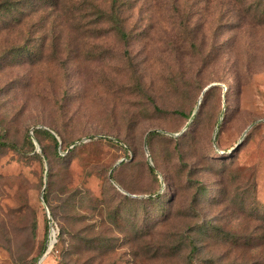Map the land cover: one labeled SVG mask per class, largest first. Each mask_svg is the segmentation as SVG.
Returning a JSON list of instances; mask_svg holds the SVG:
<instances>
[{
    "label": "rangeland",
    "instance_id": "rangeland-1",
    "mask_svg": "<svg viewBox=\"0 0 264 264\" xmlns=\"http://www.w3.org/2000/svg\"><path fill=\"white\" fill-rule=\"evenodd\" d=\"M113 4L0 0V264H264V0Z\"/></svg>",
    "mask_w": 264,
    "mask_h": 264
},
{
    "label": "trees",
    "instance_id": "trees-1",
    "mask_svg": "<svg viewBox=\"0 0 264 264\" xmlns=\"http://www.w3.org/2000/svg\"><path fill=\"white\" fill-rule=\"evenodd\" d=\"M118 1H120V0H114L113 9H112V17H113L114 22L116 23V29H114V30L116 31V33H117L118 35L121 36L122 39H124V40L126 41V40H128V35H127V33L125 32L124 27L122 26V24H121V23L118 21V19H117L118 15L121 13V11H120L121 9H120V6L118 5ZM210 90H211V89H210ZM210 90H207V91L210 92ZM43 133H44L45 135L49 136V137L53 140V142H54L56 148H58L59 146L62 145V143L60 142V140H58V138L55 137L51 132L43 131ZM2 145H3V146H6V147H11V148H13V149H16V148H17L14 144L3 143ZM70 152H71V151H69L68 153H70ZM67 155H68V154H67ZM61 156H62V155H61ZM65 157H66V156H65ZM62 158H64V156H63ZM44 198H45V201H46V200H47V199H46V196H44ZM150 198H151L150 200H154L153 197H150ZM154 198H156V197H154ZM46 251H48V250L45 249L44 252L41 254V256L38 258V260H37L34 264H38V263H39V261L45 256L44 254L47 253ZM47 255H48V254H47ZM46 257H47V256H46ZM41 264H42V263H41Z\"/></svg>",
    "mask_w": 264,
    "mask_h": 264
},
{
    "label": "water",
    "instance_id": "water-1",
    "mask_svg": "<svg viewBox=\"0 0 264 264\" xmlns=\"http://www.w3.org/2000/svg\"><path fill=\"white\" fill-rule=\"evenodd\" d=\"M213 86H216V85H211V86H209V87L205 90V92H206L207 90H209V89H210L211 87H213ZM55 242H56L55 240L52 241V243H51V245H50V247H49L47 253H46L45 256L39 261L38 264H41V263L44 261V259L46 258L47 254H49V252L52 250V248H53Z\"/></svg>",
    "mask_w": 264,
    "mask_h": 264
}]
</instances>
